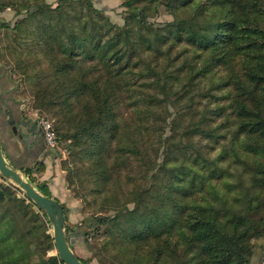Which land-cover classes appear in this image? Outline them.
Returning a JSON list of instances; mask_svg holds the SVG:
<instances>
[{"label":"trees","instance_id":"obj_1","mask_svg":"<svg viewBox=\"0 0 264 264\" xmlns=\"http://www.w3.org/2000/svg\"><path fill=\"white\" fill-rule=\"evenodd\" d=\"M124 6L119 26L92 0H0L27 11L5 49L70 142L69 184L95 209L86 235L114 264H251L264 236V0ZM162 9L172 19L158 24ZM17 45L31 57L15 61ZM44 170L21 173L55 200ZM51 228L0 183V264H64Z\"/></svg>","mask_w":264,"mask_h":264},{"label":"rangeland","instance_id":"obj_2","mask_svg":"<svg viewBox=\"0 0 264 264\" xmlns=\"http://www.w3.org/2000/svg\"><path fill=\"white\" fill-rule=\"evenodd\" d=\"M57 2L58 0H46V4L51 6H56ZM92 2L96 9L106 13L114 24L119 26L124 24V18L126 15L124 0H92ZM26 15L27 11L25 10H22L20 15L16 13V9L12 8H6L3 11H0V54L4 64L12 68L16 82L19 84L18 94L19 98L23 100L24 104L26 105L24 112L26 116L32 118L34 121L46 119L52 124L54 128L56 119L52 114L34 109L35 102L34 98L32 97L31 84L25 79L24 75L17 71L15 64L10 60V57L8 56V53L5 49L7 44L5 34H7V31L9 32V30H12L17 21L26 17ZM171 19L172 17L167 13V11L162 9L161 15L155 19L154 22L163 24L164 22L170 21ZM17 49L18 52L14 56L15 61L18 59L17 57H19V54L21 53H23L24 57H26L25 55H27V58L31 57L29 56V51L27 48L17 45ZM5 58H8V60ZM43 142L45 144V141ZM57 143V146L49 147L51 154L49 169L51 172L49 171L48 174V168L44 164L45 170L38 176V181L40 184H46L50 192H52L51 188L49 187V183L52 181L51 179H55L57 187L55 188V191L51 193V195L56 201L58 200L59 202V196H61L60 203L63 206L67 218L65 228L67 230L66 232L69 239L74 240V244L72 246L74 252L79 257H82L88 261H92L93 264H114L115 262L113 263L112 260L108 259V257L101 252L100 242L102 237L91 239L90 237H87L88 235H86L89 234L90 236L93 233V227L88 223L89 218L95 209L88 207L85 204L83 198L76 193L74 186H70L69 184L68 171L73 168L69 155L70 142L63 139H58ZM0 183L9 185L12 184L13 186L17 187L11 181L6 180L5 178L3 179V177H0ZM59 184H63L64 186L67 184L66 189L68 191H64L65 196L58 192ZM18 195L23 196V194L19 191ZM54 195L55 197H58L55 198ZM104 214L106 216L110 215V213ZM50 233L53 235V228H51ZM87 239H89V241ZM51 255H54V252H52ZM251 264H264V236L254 240Z\"/></svg>","mask_w":264,"mask_h":264},{"label":"crops","instance_id":"obj_3","mask_svg":"<svg viewBox=\"0 0 264 264\" xmlns=\"http://www.w3.org/2000/svg\"><path fill=\"white\" fill-rule=\"evenodd\" d=\"M25 107L24 101L19 98L17 82L12 68L4 64L0 54V146L3 154L11 167L20 173L23 168L31 167L36 163H43L48 168L47 172L49 174L50 149L44 144L40 136L35 134L34 141L25 144L12 133L11 120L18 122L26 116L24 113ZM51 180L49 187L53 192L57 187V183L55 179ZM66 187L67 184L66 186L59 184L58 192L65 196L64 193L68 191ZM59 200L61 202V196H59Z\"/></svg>","mask_w":264,"mask_h":264},{"label":"water","instance_id":"obj_4","mask_svg":"<svg viewBox=\"0 0 264 264\" xmlns=\"http://www.w3.org/2000/svg\"><path fill=\"white\" fill-rule=\"evenodd\" d=\"M12 123V133L25 144L32 143L37 131V123L32 118L24 116L18 122ZM0 174L6 180L11 181L21 189L27 197L36 204L47 216L53 228V238L56 246L54 255H58L64 264H84L75 255L72 246L74 240H70L66 233L64 209L61 203L53 200L37 190L16 169L11 167L0 146Z\"/></svg>","mask_w":264,"mask_h":264},{"label":"built area","instance_id":"obj_5","mask_svg":"<svg viewBox=\"0 0 264 264\" xmlns=\"http://www.w3.org/2000/svg\"><path fill=\"white\" fill-rule=\"evenodd\" d=\"M34 122L38 124L42 135L41 138L45 141V144L48 147L57 146L58 138L52 124L46 119H39V121Z\"/></svg>","mask_w":264,"mask_h":264},{"label":"flooded vegetation","instance_id":"obj_6","mask_svg":"<svg viewBox=\"0 0 264 264\" xmlns=\"http://www.w3.org/2000/svg\"><path fill=\"white\" fill-rule=\"evenodd\" d=\"M37 126H38V124H37ZM36 135H38V136H40V138H41V131H40V128H39V126L37 127V131H36ZM42 139V138H41Z\"/></svg>","mask_w":264,"mask_h":264}]
</instances>
